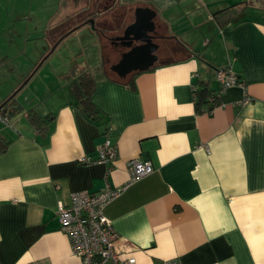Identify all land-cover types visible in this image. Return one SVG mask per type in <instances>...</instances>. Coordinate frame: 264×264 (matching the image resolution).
<instances>
[{
    "label": "crops",
    "instance_id": "1",
    "mask_svg": "<svg viewBox=\"0 0 264 264\" xmlns=\"http://www.w3.org/2000/svg\"><path fill=\"white\" fill-rule=\"evenodd\" d=\"M121 1L157 12L163 60L130 90L110 79L125 52L110 43L102 75H94L92 99L103 113L95 122L73 105L69 79L36 109L52 116L45 135L25 117L34 105L0 118L10 141L0 154V264H80L58 205L106 185L123 188L105 208L121 256L137 264H264V0ZM238 1L247 7L232 22L212 18ZM221 68L243 86L198 113L196 84L218 91ZM107 137L117 147L112 167L82 162L96 159ZM133 158L151 162L153 173L132 181Z\"/></svg>",
    "mask_w": 264,
    "mask_h": 264
},
{
    "label": "rangeland",
    "instance_id": "2",
    "mask_svg": "<svg viewBox=\"0 0 264 264\" xmlns=\"http://www.w3.org/2000/svg\"><path fill=\"white\" fill-rule=\"evenodd\" d=\"M74 10L72 0H0V101L14 94L22 108L31 104L40 112L56 100L58 93L49 91L62 87L75 66L102 75L112 47L92 24L58 40L78 20L62 24ZM122 10L98 16L94 24L116 35L124 28Z\"/></svg>",
    "mask_w": 264,
    "mask_h": 264
},
{
    "label": "built area",
    "instance_id": "3",
    "mask_svg": "<svg viewBox=\"0 0 264 264\" xmlns=\"http://www.w3.org/2000/svg\"><path fill=\"white\" fill-rule=\"evenodd\" d=\"M216 78L221 92L235 85L243 86L238 74L230 68L217 70ZM117 157V147L108 137L98 147L96 159L83 157L85 163H105L112 167ZM128 169L132 181L139 180L153 173L151 162L133 158ZM123 188H112L106 185L98 192L88 190L71 194L70 203H59L57 218L60 230L70 241L71 250L79 257L80 264H137L132 255L121 256L116 248L120 235L105 214L106 206L121 192Z\"/></svg>",
    "mask_w": 264,
    "mask_h": 264
},
{
    "label": "trees",
    "instance_id": "4",
    "mask_svg": "<svg viewBox=\"0 0 264 264\" xmlns=\"http://www.w3.org/2000/svg\"><path fill=\"white\" fill-rule=\"evenodd\" d=\"M74 3V12L66 17L62 22L67 24L74 19L78 18L76 22L72 25H67L65 32L61 34L58 40L63 39L74 30L84 25H90V18L93 19L94 30L98 31L104 37L107 38L110 43L115 35H109L105 30L97 28L94 20L96 17L109 16L115 11L123 9L122 21L124 22V27L132 23L134 20V8L122 2L121 0H72ZM247 7L246 1H238L234 4L226 6L222 9L216 10L212 14V18L215 19L219 25H226L236 19ZM133 14V19L128 20ZM126 19V20H125ZM105 22L106 20H102ZM122 25V26H123ZM156 65L148 70L154 69ZM142 71H136L128 74L126 77H118L114 72H111L112 80L125 85L128 89L134 90L135 88V78ZM238 77L240 78L239 74ZM70 82L69 87L74 97L73 105L80 110L83 116L91 121L103 117L101 110L93 102V94L96 90L97 82L93 73L86 66H75L70 70ZM221 93V88L218 91L212 89L207 82L199 81L194 89V105L198 113H210L215 107L219 105V96ZM13 98V97H12ZM11 98V99H12ZM14 104H18L15 99L11 101ZM13 105V104H12ZM21 110V109H20ZM27 121L31 126L40 134L45 135L48 131V123L52 119L50 114L41 115L35 109H28L24 112ZM10 141L7 140L3 135L0 134V154L7 151Z\"/></svg>",
    "mask_w": 264,
    "mask_h": 264
},
{
    "label": "water",
    "instance_id": "5",
    "mask_svg": "<svg viewBox=\"0 0 264 264\" xmlns=\"http://www.w3.org/2000/svg\"><path fill=\"white\" fill-rule=\"evenodd\" d=\"M156 16L157 12L150 7L135 8L134 21L127 25L123 36L113 40L114 44L120 42L128 49L121 54L120 60L111 66V70L118 77L123 78L136 71H145L155 65L158 60L155 54L158 44L153 41L152 34L156 31ZM90 23L93 24V21ZM13 96L14 94L0 105L1 119H10L21 109L22 106L19 104L13 108L7 107L6 103Z\"/></svg>",
    "mask_w": 264,
    "mask_h": 264
},
{
    "label": "flooded vegetation",
    "instance_id": "6",
    "mask_svg": "<svg viewBox=\"0 0 264 264\" xmlns=\"http://www.w3.org/2000/svg\"><path fill=\"white\" fill-rule=\"evenodd\" d=\"M127 27V26H126ZM125 27V28H126ZM125 28H123V29H120L119 31H118V33L114 36V38H113V40L114 39H116V38H118V37H121V36H123V34H124V31H125ZM152 37H153V41L155 42V43H157L158 44V49L155 51V54L157 55V57H158V60L156 61V63L157 62H159V61H162L163 60V58H162V54H161V38H160V36L157 34V32H154L153 34H152ZM113 40H111L110 41V43L111 44H113V46H115V48H118V49H120V50H125V51H127L128 49L126 48V47H123L122 45H121V43L120 42H118V43H116V44H114L113 43ZM136 44H138V43H135V45ZM12 96V95H11ZM10 96V97H11ZM9 98H7L5 101H7ZM12 99H15V96H13V98ZM12 99H10L7 103H6V105H7V107L8 108H13V107H15L17 104H14V103H12L11 101H12ZM16 100V99H15ZM4 101V102H5ZM13 104V105H12Z\"/></svg>",
    "mask_w": 264,
    "mask_h": 264
}]
</instances>
